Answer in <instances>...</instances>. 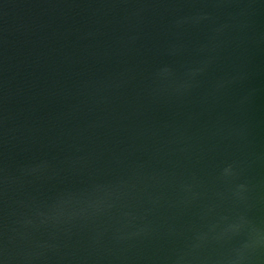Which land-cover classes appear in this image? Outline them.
<instances>
[{
  "label": "water",
  "instance_id": "1",
  "mask_svg": "<svg viewBox=\"0 0 264 264\" xmlns=\"http://www.w3.org/2000/svg\"><path fill=\"white\" fill-rule=\"evenodd\" d=\"M0 264H264V0H0Z\"/></svg>",
  "mask_w": 264,
  "mask_h": 264
},
{
  "label": "clouds",
  "instance_id": "2",
  "mask_svg": "<svg viewBox=\"0 0 264 264\" xmlns=\"http://www.w3.org/2000/svg\"><path fill=\"white\" fill-rule=\"evenodd\" d=\"M229 170L228 169H225V173H227Z\"/></svg>",
  "mask_w": 264,
  "mask_h": 264
}]
</instances>
